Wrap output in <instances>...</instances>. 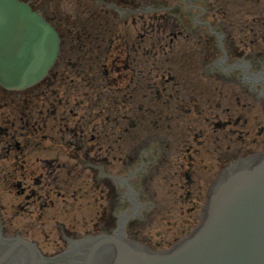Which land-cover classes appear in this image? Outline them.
Segmentation results:
<instances>
[{
    "label": "water",
    "instance_id": "water-1",
    "mask_svg": "<svg viewBox=\"0 0 264 264\" xmlns=\"http://www.w3.org/2000/svg\"><path fill=\"white\" fill-rule=\"evenodd\" d=\"M56 39L54 31L37 15L31 14L26 6L15 0H0V84L7 89H23L39 81L55 60ZM245 196L250 203L257 200L252 191H248ZM259 213L247 212V216H255L250 221L251 226L264 221V211ZM217 223L223 224L227 228L226 232L232 229L229 218H219ZM220 237L215 239V245H209L208 248L213 256L224 260V264H230L225 258L236 256L238 239L233 234H228L225 241L220 243ZM165 257L160 262L173 264L171 255ZM198 263L214 264V261L201 253Z\"/></svg>",
    "mask_w": 264,
    "mask_h": 264
},
{
    "label": "rangeland",
    "instance_id": "rangeland-1",
    "mask_svg": "<svg viewBox=\"0 0 264 264\" xmlns=\"http://www.w3.org/2000/svg\"><path fill=\"white\" fill-rule=\"evenodd\" d=\"M233 1H235L236 4H239V0H227V10L229 12H227L226 17L227 19L229 18L230 20H235L237 18V11L236 8L233 7ZM64 5V3H63ZM50 13V12H48ZM128 32L131 35V37H135V28H131L130 26H128ZM123 30V29H122ZM124 31V30H123ZM120 87V83L117 85L116 89L114 91H116L118 88ZM116 93H113V96H115ZM26 98H31L32 96L26 95ZM15 97H6L5 100L8 102L9 107H5L2 109V112H4L6 114V116H11L12 114V109L13 106L11 105V103L15 100ZM34 103L32 104L31 108L33 109L34 112H37L38 110H40L42 108V103L41 101L34 100ZM109 103V102H108ZM167 124L166 120H161V121H155V123L151 126V128L155 131V133H160V134H164L166 132V127L165 125ZM32 143L30 145L27 146V160L29 163L34 162L36 156H39V153L34 149V141H31ZM43 146H44V152H42L41 154H43L44 158H52L53 156V152H52V147H54L53 142L49 139L43 142ZM179 154L177 152H173L171 155V160L174 164L179 165L181 164L178 158ZM205 164H208L209 162L212 161V158L210 157H202ZM2 165L6 164L5 162L1 163ZM215 173H211L209 170L204 171L202 175V179H201V188H202V194L205 191L208 182L210 181V179L212 178V176H214ZM177 179V178H176ZM175 179L172 181L174 183ZM155 186L157 187V190H161L160 195L161 197H165L164 198V202L163 204H165V211H163L162 216H166L165 212L168 206V202L170 203L171 201L173 202L174 199H176V195L175 197L172 195L173 189L175 190V187H173L172 190H170V188L167 186V184H165L162 180L161 177H159L158 179H156L155 182ZM0 197H1V205L4 208H7L9 204H11L13 202V197L10 196L7 192V189L3 187V185L0 183ZM202 197V195H201ZM200 203H201V199H200ZM72 204V205H71ZM104 203L102 201H99V194L98 192H95L94 194H90L87 198H81L78 201H76L75 203H72L71 201H69V203H63L60 202L59 207L57 208V210L54 211L53 215L55 216H59V221L64 224L66 227L72 228L80 233L85 232V230H87V228L84 227V223L90 221V219H95L97 216H95L99 210L101 209V206ZM190 205H186L185 208L189 207ZM174 207H172L173 209ZM174 211H172L168 217L167 220H169L170 223H174L179 221V216L175 213H173ZM172 214V215H171ZM186 218V216H185ZM36 217L35 216H27V217H22L21 219L17 220L16 223H14V225L11 226L12 229H14L15 227L18 228H22L25 229L27 231L28 234V238L35 240L38 242L39 245H42V247H44L45 249H49V244H52V242L54 240L57 239V232H55L54 229H52V232H42L39 231L37 229V224H35V220ZM28 220L29 224L26 225V221ZM34 224L35 226H31V224ZM159 223V222H157ZM170 229L171 232H174L176 230L179 229V226L176 224L175 226H167L166 223H162L161 226V233H164V229ZM48 235V241L45 238V235ZM171 235L170 233L167 234L166 238H170ZM53 245V244H52ZM54 246V245H53ZM52 252L51 250H48V253ZM47 254V253H46ZM49 255V254H48Z\"/></svg>",
    "mask_w": 264,
    "mask_h": 264
},
{
    "label": "bare ground",
    "instance_id": "bare-ground-1",
    "mask_svg": "<svg viewBox=\"0 0 264 264\" xmlns=\"http://www.w3.org/2000/svg\"><path fill=\"white\" fill-rule=\"evenodd\" d=\"M115 240H117L118 242H122L121 238H118V239H115ZM86 251H88V248H82L81 250L73 249V250H71L69 252L72 255L76 254L75 256L72 257L73 258V262H77V259L79 258V256H83V259L79 260L80 264H88L90 261L87 259V254L88 253ZM95 252H98V256H104L105 255V252L102 251V250H95ZM20 264H49V262L43 259V261H41L39 263V261H36L32 257H30V254H27Z\"/></svg>",
    "mask_w": 264,
    "mask_h": 264
},
{
    "label": "flooded vegetation",
    "instance_id": "flooded-vegetation-1",
    "mask_svg": "<svg viewBox=\"0 0 264 264\" xmlns=\"http://www.w3.org/2000/svg\"><path fill=\"white\" fill-rule=\"evenodd\" d=\"M152 6H156V7H160V4H152ZM203 22V21H202ZM199 26L201 28H205L207 34H208V40L211 41V42H215L218 37H217V32L216 30H218V27L216 25H213L211 28L208 23L206 22H203V23H200ZM243 62L239 64L238 66V69L239 71H241L243 74L246 73V65H249L248 61L247 60H244V59H241ZM246 64V65H245ZM57 120H59V123L57 124V127H58V130L59 132H61L63 130V127H62V121H63V118H57ZM65 127V126H64ZM11 176V175H10ZM20 176H24L23 174H21Z\"/></svg>",
    "mask_w": 264,
    "mask_h": 264
}]
</instances>
